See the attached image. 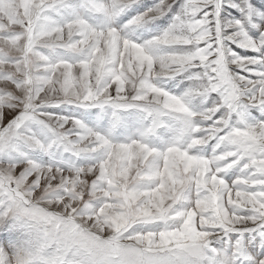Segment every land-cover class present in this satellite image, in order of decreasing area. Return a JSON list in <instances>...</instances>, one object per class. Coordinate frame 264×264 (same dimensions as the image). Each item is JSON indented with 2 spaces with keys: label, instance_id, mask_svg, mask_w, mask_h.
I'll list each match as a JSON object with an SVG mask.
<instances>
[{
  "label": "snow or ice",
  "instance_id": "1",
  "mask_svg": "<svg viewBox=\"0 0 264 264\" xmlns=\"http://www.w3.org/2000/svg\"><path fill=\"white\" fill-rule=\"evenodd\" d=\"M0 264H264V0H0Z\"/></svg>",
  "mask_w": 264,
  "mask_h": 264
}]
</instances>
